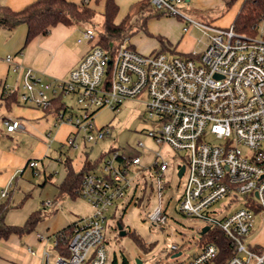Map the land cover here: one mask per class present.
<instances>
[{"label":"built area","instance_id":"built-area-1","mask_svg":"<svg viewBox=\"0 0 264 264\" xmlns=\"http://www.w3.org/2000/svg\"><path fill=\"white\" fill-rule=\"evenodd\" d=\"M183 1L151 0L162 14L186 21L185 31L192 25L201 28L208 35L204 50L189 55L162 50L144 54L126 40L106 49L97 44L95 29L87 27L78 42H87L89 48L68 77L47 80L27 67L18 99L52 113L56 126L74 125L77 132L61 146L73 150L79 146L81 132L84 142H97L111 134V125L95 124L98 109L119 111L125 101H143L155 124L148 135L183 151L188 162L183 165L187 176L175 210L200 218L204 226H209L208 231L219 229L224 233L230 253L222 264H264V246L248 240L257 213H264V19L253 33L240 32L234 24L217 27L183 13L178 8ZM6 60L11 61L12 56ZM17 90L6 86L4 95ZM65 95L75 96L81 110L76 117L65 102L59 110L54 108L55 101ZM4 122L9 131L23 126L18 119ZM208 132L221 141H208ZM138 144L143 145L141 141ZM111 150L99 170L82 177L78 193L91 204L93 212L74 221L67 231L55 234L54 245L62 240L67 246L55 264L109 262L104 242L107 213L126 196L131 181L141 171L134 173L132 167L142 162L140 154ZM37 165L35 159L28 162L33 170ZM145 169L155 177L158 197L148 219L153 225H165L172 200L167 195L169 162L158 152ZM11 186L9 183L0 188V207L9 197ZM50 202L45 200L44 204ZM203 227L198 240L208 232L202 233ZM39 237L47 238L44 234ZM170 251H177L176 257L182 255L177 244H172ZM220 251L216 242L202 241L187 260L172 264H220Z\"/></svg>","mask_w":264,"mask_h":264},{"label":"crops","instance_id":"crops-1","mask_svg":"<svg viewBox=\"0 0 264 264\" xmlns=\"http://www.w3.org/2000/svg\"><path fill=\"white\" fill-rule=\"evenodd\" d=\"M33 1L35 0H0V5H6L14 10H19ZM73 1L80 2L81 0ZM115 1L119 7L117 22L129 14L134 21L133 17L135 14H138V17L135 18L136 20L150 9L148 6H143L145 0ZM184 1L186 2L184 3V7L188 11L185 14L193 19L200 20V22H209L211 20L210 16L219 8H222V11L229 9L226 7V0ZM88 4L95 9L96 13H102L103 16L105 0H88ZM133 10L134 15L132 14ZM238 11H236L235 17ZM183 21L178 16H163L162 14L148 16L145 29L136 32L139 33L138 35H134V33L126 41L133 48L144 54L158 49L171 54H190L193 51L200 52L204 50L208 40L205 43V47L199 50L190 42L192 39L189 36L191 29L197 28L201 30V28L192 25L185 31L184 26L186 25ZM75 25L80 30L79 38L82 35V31L87 27L82 26L81 22H76ZM56 27L58 25L53 28ZM182 28L184 32L181 31ZM26 35V24H19L13 29H8L6 26L0 24V188L12 183L10 195L5 200L8 206L5 215L7 224L24 225L30 214L38 210L42 212V218L36 223L32 231L23 235L12 234L0 241V264H55L60 253V249L54 245L55 234L68 228L77 219L88 216L93 212V208L87 200L79 195L73 197L68 193H62L60 185L67 175L69 165L78 171L83 168L87 161L92 160L85 157L78 167L74 166L73 159L69 156V153L72 154L73 149L61 148L64 143L62 140L64 139L58 140V136L60 135L58 130L66 123L56 126L52 113L46 112L36 106L19 102L18 96L22 89L21 86L26 68L31 67L37 73L43 74L46 67L42 66L40 55L43 54V50L46 49L49 41L52 42L48 37L49 34H47L39 35L27 44ZM81 43L84 44V47L77 52L74 60L69 65L68 69L70 71L77 65L89 48L87 42ZM9 55L12 56L11 61L6 60V57ZM70 71H67L66 74ZM6 86L16 88L18 92L4 95V88ZM13 93H16L17 101L8 107L5 103V98ZM5 119H18L22 122L23 126L9 131L4 122ZM72 134H75V132L71 130L67 131L65 133L66 140ZM55 142L60 143V146L56 148V152L59 155L58 159L62 160V155L65 154L63 159L64 172L57 183L56 191L48 190L46 196H43V191L34 192L32 183H30V177L35 175V171H38V173L41 174L43 172L44 174L45 179L42 181V184L47 179L50 181L54 179L55 166L47 157H49V149ZM68 158H70V161L66 162ZM32 159L38 162L35 170L28 166V162ZM99 168H101V164L90 171L99 170ZM40 180L38 181L39 183H41ZM31 192H34L36 197L32 199L30 208H27L25 212H19L13 216L14 212L12 211L21 209L24 202L32 194ZM45 200H50V204L45 205ZM39 234H44L47 238L42 240ZM29 242L38 248V253L41 252L40 260L38 255L32 257L36 253L29 246ZM260 245L264 246L263 244ZM53 256L54 258L52 259Z\"/></svg>","mask_w":264,"mask_h":264},{"label":"rangeland","instance_id":"rangeland-1","mask_svg":"<svg viewBox=\"0 0 264 264\" xmlns=\"http://www.w3.org/2000/svg\"><path fill=\"white\" fill-rule=\"evenodd\" d=\"M242 1L243 0H238L231 8L225 9L224 11H222V8H219L210 16L211 20L209 22L205 21L204 23L222 28L230 27L234 21L233 19L236 11H238L242 5ZM184 3L186 2L184 1L179 4L178 8L183 13H188L187 9L184 7ZM132 14L134 15V10ZM162 15L167 16L164 14ZM136 17H138V14L134 15V21ZM91 22H81V24L84 27H93L98 33L103 26L102 13H96ZM183 23L185 25L188 24L186 21H183ZM75 24L76 23H61L49 33L48 37L52 42L49 41L46 49L43 50V54L40 55L42 66L46 67L44 73L42 72L45 79L52 80L56 77L66 79L68 77L69 73L66 74V72L70 71L68 69L69 65L74 60L77 52L84 47L83 43L77 41L80 30L77 29ZM181 31L184 32L183 28ZM138 34L139 33H135L134 35ZM189 36L192 39L190 42L194 44V47L199 50L205 47V43L208 40L207 34L197 28H193ZM177 54L189 55V53ZM62 100L72 106L70 108L75 117L80 114L81 110L77 106L75 96L65 95L62 97ZM95 124L98 127L109 124L112 126V132L110 135H107L97 142H84L83 133H79V146L73 150L72 154L69 153V156L73 159L74 166L78 167L85 157L93 162H100L101 159H105L106 155L104 156V154L106 152L115 148H118L123 153L130 155L140 154L142 157L141 164L132 167L134 173H137L139 170L141 171H139L131 181V187L126 196L119 202H116L107 213L108 219L105 223L104 242L107 246L108 264H113L115 259L116 264H122L125 258L129 260L130 264H136V259L142 260V264L183 263L189 256L199 250V247L202 245V241L200 239L198 240V232L204 226V221L200 218L185 216L178 213L174 208V204L182 194V188L187 176L186 173L182 176L178 174L179 166L188 165L185 153L183 151H176L168 144L158 143L148 135V131L154 128L155 124L148 117L146 105L143 101H125L121 104L119 111H114L109 107L100 108L95 114ZM69 130L77 132V128L74 125L69 123L62 125L58 130L60 132L58 140L64 139L62 142H65V133ZM206 138L212 143H219L221 141L214 134L209 132ZM139 141L143 143L142 146L138 144ZM59 146L60 143L55 142L49 149V157H47L55 166L54 179L51 181L47 179V181L42 184V181L45 179L43 172L30 177V183H32L34 192L43 191V196H46L48 190L56 191L57 183L64 172L63 159L65 154L62 155V160L58 159L59 155L56 152V148ZM158 152L169 162V169L166 172V179L169 183L167 195H169L172 200L168 210L169 220L165 225H153L147 216L150 209L158 203V197L155 177L145 169V166L153 161ZM39 180L41 183L38 182ZM34 192H31L32 194L24 202L21 209L19 208L12 211L14 212V214L12 213L13 216L19 212H25L27 208H30L32 199L36 197ZM40 196L43 197L42 195ZM120 221L122 222L123 230L126 231V234H121V230L118 228L117 224ZM133 234L142 238L143 242L147 245L152 244V250H144V248L136 242ZM263 239L264 213L258 212L255 218L254 232L248 240L264 245ZM172 244L178 245L182 255L177 257L174 256L177 251H170V246ZM29 246L32 247L36 253V255L32 257L38 255L40 260L41 252L38 253V248L31 243ZM53 258L54 256L52 259Z\"/></svg>","mask_w":264,"mask_h":264},{"label":"trees","instance_id":"trees-1","mask_svg":"<svg viewBox=\"0 0 264 264\" xmlns=\"http://www.w3.org/2000/svg\"><path fill=\"white\" fill-rule=\"evenodd\" d=\"M237 1L238 0H226V7H232ZM143 6H148L150 9L140 18L132 22L131 15L129 14L117 22L116 20L119 12L118 4L115 0H105L103 26L97 33V44L106 49L115 48L134 33L145 29L148 16L162 14L155 9L151 0H145ZM95 14V9L84 2V0L80 2L73 0H35L19 10H14L6 5H0V24L6 26L8 29H13L19 24H26V43L28 44L39 35L49 34L53 27L61 23L91 22ZM263 19L264 0H243L232 24H234L236 29L240 32L253 33L256 25ZM15 101H17L16 93L10 94L5 98V103L8 107ZM63 104L64 101L62 97H60L55 101L54 108L59 110L63 107ZM111 151L110 149L104 156H107ZM68 160L70 161V158H68L66 162H68ZM102 161L103 159H101L100 162L87 161L83 168L78 171L74 170L69 165L67 175L60 185V191L62 193H68L73 197L79 195L78 192L84 173L99 167ZM7 210L8 206L5 202L0 207V241L8 238L12 234L23 235L32 231L36 223L42 218V212L38 210L30 214L24 225H10L5 221ZM120 223L122 224L121 221ZM70 226L58 233L67 231ZM133 237L144 250H152V244L147 245L143 242V239L136 234H133ZM201 241H214L220 246L221 251L218 258L220 264L228 257L230 253L229 240L219 229H213L203 234ZM57 247L60 251L65 252L67 248L66 242L59 240ZM262 249L263 248H260V250ZM113 264H116V259ZM122 264H129V260L125 258Z\"/></svg>","mask_w":264,"mask_h":264},{"label":"water","instance_id":"water-1","mask_svg":"<svg viewBox=\"0 0 264 264\" xmlns=\"http://www.w3.org/2000/svg\"><path fill=\"white\" fill-rule=\"evenodd\" d=\"M184 169H185L184 166H182L180 168V170L178 172L179 176L183 175ZM117 225H118V228L121 230V234H126V231L123 230V226L120 223H118ZM208 229H209V226H204L203 229H202V233H205L206 231H208ZM142 262H143L142 260L136 259V264H142Z\"/></svg>","mask_w":264,"mask_h":264},{"label":"flooded vegetation","instance_id":"flooded-vegetation-1","mask_svg":"<svg viewBox=\"0 0 264 264\" xmlns=\"http://www.w3.org/2000/svg\"><path fill=\"white\" fill-rule=\"evenodd\" d=\"M118 223H120V222H118ZM121 224V223H120ZM122 225V224H121ZM123 226V225H122Z\"/></svg>","mask_w":264,"mask_h":264}]
</instances>
